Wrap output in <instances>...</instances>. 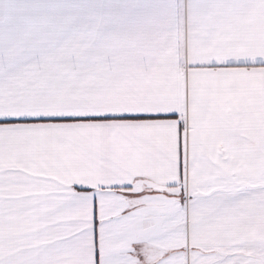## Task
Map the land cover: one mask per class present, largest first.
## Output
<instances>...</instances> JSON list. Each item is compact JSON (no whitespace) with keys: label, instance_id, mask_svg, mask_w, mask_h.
<instances>
[{"label":"snow or ice","instance_id":"1","mask_svg":"<svg viewBox=\"0 0 264 264\" xmlns=\"http://www.w3.org/2000/svg\"><path fill=\"white\" fill-rule=\"evenodd\" d=\"M0 264H264V0H0Z\"/></svg>","mask_w":264,"mask_h":264}]
</instances>
